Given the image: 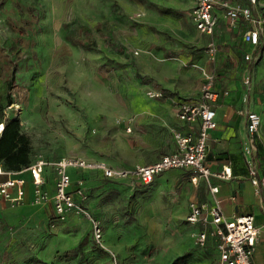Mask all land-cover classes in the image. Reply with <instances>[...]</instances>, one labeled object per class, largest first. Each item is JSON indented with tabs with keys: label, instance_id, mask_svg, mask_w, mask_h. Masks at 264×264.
<instances>
[{
	"label": "rangeland",
	"instance_id": "rangeland-1",
	"mask_svg": "<svg viewBox=\"0 0 264 264\" xmlns=\"http://www.w3.org/2000/svg\"><path fill=\"white\" fill-rule=\"evenodd\" d=\"M192 6L0 0V120L18 119L30 156L50 164L72 156L130 168L171 151L182 124L178 102L199 97L205 74L216 82L220 65L230 64L210 57L215 33L196 29ZM239 61L248 71L239 75L247 100L264 95V55ZM151 88L164 97L150 98ZM45 170L47 204L0 205V264H108L112 254L119 264H214L213 250L196 244L186 221L204 188L190 172L170 170L145 185L70 169L73 188H83L84 206L101 224L99 246L83 214L56 220V176Z\"/></svg>",
	"mask_w": 264,
	"mask_h": 264
},
{
	"label": "built area",
	"instance_id": "built-area-1",
	"mask_svg": "<svg viewBox=\"0 0 264 264\" xmlns=\"http://www.w3.org/2000/svg\"><path fill=\"white\" fill-rule=\"evenodd\" d=\"M191 19L196 29L203 34L211 35L217 23L213 14L215 5L224 9V15L229 24L235 25L239 19L248 23L243 33V41L252 46H258L264 38V8L258 7V0H249L248 5L239 1L221 0H192ZM217 45L208 44V53L215 60ZM245 60H250L249 54ZM200 96L193 100L178 102L176 116L184 122L187 131L174 130L173 152L161 156L157 161L146 165H135L130 168L111 166L101 159H86L81 157L64 156L50 164L40 155L35 156L31 163L18 170H5L0 163V201L15 205L23 202L26 195L27 184L32 186V204L42 205L50 201V195L45 188L46 167H52L56 181L54 185L53 210L57 221H64L71 214H83L90 222L92 236L99 246L102 245L103 231L99 220L92 217L84 206L86 194L81 186L73 188L70 169L99 172L108 180L134 179L141 184L148 185L153 180L170 170H188L193 184L197 185L203 180L208 188L209 199L198 202L191 201L188 205L186 221L195 228L194 240L196 244L204 247L209 238L215 240V264H264L253 261L261 227L255 224L254 217L249 214L236 215L226 218L221 207L219 186L212 183L213 179L229 180L231 169L223 167L212 171L206 162L208 153V136L216 128L215 110L213 104L218 99L214 90V75L205 74ZM148 96L152 99H161L164 93L158 89H150ZM247 132L253 137L259 132L260 116L253 111H246ZM5 120H0V135ZM255 147L254 140L247 146L250 153ZM25 174H28L29 181ZM252 183L258 185V178L252 173ZM264 211V207H263ZM264 228V224H263ZM108 264H119L116 256L111 255Z\"/></svg>",
	"mask_w": 264,
	"mask_h": 264
},
{
	"label": "crops",
	"instance_id": "crops-1",
	"mask_svg": "<svg viewBox=\"0 0 264 264\" xmlns=\"http://www.w3.org/2000/svg\"><path fill=\"white\" fill-rule=\"evenodd\" d=\"M228 1H239L244 5L249 4V0ZM257 8H264V0H258ZM213 14L217 18L213 31L217 39V42L214 41V43L218 48L216 59L223 64L224 59L227 58L230 64L228 66L227 63L223 66L220 65L219 70L215 72L218 75V81H214L213 87L218 93V99L213 104L216 128L209 132L206 162L212 171L221 170L225 166L231 169L232 177L229 180L213 179L212 183L219 186L221 207L226 218L249 214L254 217L255 224L261 227L252 259L256 263H262L264 262V159H262V156H264V106H261V102L264 100V95H256L254 96V100H247V93L239 75L243 77L248 71L242 69V62L239 59H244L245 55L249 54L251 59L248 60V63H251L253 59L255 60L260 55H264V38L262 36L258 46L247 44L242 38L243 33L248 28L247 22L239 19L235 25L229 24L224 15V9L219 4L215 5ZM217 26L219 27L218 29ZM247 109L257 113L261 120L260 133L258 132L253 137L250 136V139L247 132L246 115L244 116V112ZM181 123V127L175 130L187 131L186 124L184 122ZM252 139L254 140L255 147L252 148L249 156H247V146L251 143ZM174 149L175 147L161 156L173 152ZM161 156L152 162L137 165L153 163ZM181 171L189 172L188 170ZM252 173L259 180L257 186L251 181ZM48 174L49 171L45 170V188L47 190H49L47 185ZM25 177L29 181L28 174H25ZM0 179L2 180L4 177H0ZM203 186V190L201 189L198 194L199 197L192 201L203 202L209 199L208 188L204 181ZM31 200L32 186L27 184L23 202L27 203L31 202ZM0 205H8V203L0 201ZM205 246H209L213 250L212 257L215 264L214 257L217 252L215 240L209 238Z\"/></svg>",
	"mask_w": 264,
	"mask_h": 264
},
{
	"label": "trees",
	"instance_id": "trees-1",
	"mask_svg": "<svg viewBox=\"0 0 264 264\" xmlns=\"http://www.w3.org/2000/svg\"><path fill=\"white\" fill-rule=\"evenodd\" d=\"M29 137L20 131L18 119L5 120L3 131L0 135V163L5 170L18 171L28 166L30 156Z\"/></svg>",
	"mask_w": 264,
	"mask_h": 264
}]
</instances>
